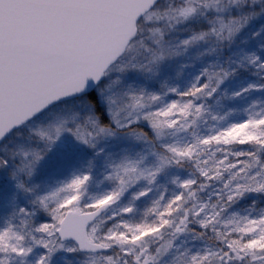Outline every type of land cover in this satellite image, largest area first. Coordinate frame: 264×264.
<instances>
[{
  "label": "snow or ice",
  "instance_id": "snow-or-ice-1",
  "mask_svg": "<svg viewBox=\"0 0 264 264\" xmlns=\"http://www.w3.org/2000/svg\"><path fill=\"white\" fill-rule=\"evenodd\" d=\"M0 264H264V0H0Z\"/></svg>",
  "mask_w": 264,
  "mask_h": 264
}]
</instances>
